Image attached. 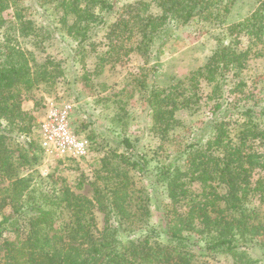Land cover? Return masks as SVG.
Returning <instances> with one entry per match:
<instances>
[{"label":"trees","instance_id":"trees-1","mask_svg":"<svg viewBox=\"0 0 264 264\" xmlns=\"http://www.w3.org/2000/svg\"><path fill=\"white\" fill-rule=\"evenodd\" d=\"M37 1L53 4L68 35L80 44L104 30L107 49L98 63L103 66L109 56L120 55L125 48L148 55L172 25L204 21L220 26L236 0H141L124 4L114 21L106 16L116 13L115 0ZM153 5L158 11L152 10ZM28 10L21 0H0V28L6 29L0 38V264H197L195 256L219 249L237 254L234 264L264 260V213L252 205L255 199L264 203V177L254 179L257 169L264 171V150L256 146L264 142V105L248 107L234 129L229 120L226 129L222 119L213 117L205 139L175 152L153 175L158 192L146 193L147 201L136 194L129 175L136 171L148 177L146 163L117 149L100 160L91 181L92 198L64 186L38 205L28 199L31 179L18 175L16 162L30 166L38 161L37 152L44 151L38 121L19 128L22 149L11 145V134L2 122L19 124L25 119L23 89L31 92L36 84L55 81L62 74L59 65L38 61L23 47L20 38L37 45L41 35ZM228 31L229 41L181 82L204 78L217 90L226 73L239 76L252 57L264 56V0ZM244 37L252 44L241 49ZM134 38L136 44L127 48L126 41ZM260 42L263 46L257 51L253 46ZM171 89L152 88L148 100L154 130L163 138L174 126L180 103L189 106L198 101L184 98L177 86ZM90 144L89 140V150ZM216 180L225 183V195L214 187ZM151 200L156 208L153 221ZM95 208L110 224L97 226ZM121 230H127V242ZM7 232L14 238L6 237Z\"/></svg>","mask_w":264,"mask_h":264},{"label":"rangeland","instance_id":"rangeland-1","mask_svg":"<svg viewBox=\"0 0 264 264\" xmlns=\"http://www.w3.org/2000/svg\"><path fill=\"white\" fill-rule=\"evenodd\" d=\"M21 1L29 6L28 13L41 33L37 45L33 44L35 41L20 38L23 47L32 52L38 61L48 60L53 61L54 66L59 65L62 74L55 81L36 84L31 92L23 89L22 109L25 119L19 124L3 120L2 127L10 132L11 145L22 149L24 137L19 136V128L37 122L44 115L49 101L71 102L74 105V127L91 142L87 156L80 160L60 159L38 151V161L30 166L22 165L19 160L16 162L18 175L31 179L27 190L28 199L37 202V205L61 192L64 186L92 198L94 189L91 181L96 177V168L102 157L112 149L140 158L146 163L148 177L136 171H130L129 174L133 177L136 194L143 195L146 200V193L157 195L158 192L153 175L171 160L175 152L197 143L199 139H205L211 131L210 122L214 118L222 119L226 129L229 120L230 129H234L237 120L245 117L248 107L256 109L264 105V56L252 57L239 76L226 73L217 90H214V82L204 78L181 82L205 64L218 46L229 41L228 27L249 16L259 7L260 0H236L220 26L204 21L172 25L165 36L156 40L148 55H140L125 48L122 54L109 56L103 66L98 63L107 49L104 30H99L95 36L80 44L68 35L60 23L61 12L53 4H41L37 0ZM137 1L141 0H115L116 13L108 14L106 19L114 21L124 4ZM156 9L153 5L152 10L156 12ZM7 16L14 20L12 11H8ZM4 31L6 29L0 28L2 39ZM136 42L134 38L125 44L128 48ZM251 44L244 37L240 48L246 49ZM262 46L260 42L253 48L258 51ZM175 86L180 93L185 94L184 98L191 97L198 101L189 106L180 103L182 107L176 111L174 126L168 138H163L154 130L148 100L152 88L172 90ZM217 103H221V107L214 114ZM256 146L264 150V142ZM259 177H264V171L257 169L254 179ZM213 185L221 194L227 193L224 182L216 180ZM151 204L152 200L149 202L152 209ZM252 205L260 206V211L264 213V203L255 199ZM155 209L153 206L151 221L155 218ZM94 211L100 229L106 223L110 224L111 220L107 222L103 212L97 208ZM6 212L9 213L10 208ZM63 212L67 219V211L64 209ZM6 237L14 238V235L7 232ZM121 237L124 242L128 241L130 237L127 230H121ZM251 253L254 257L258 256ZM238 260L237 254L220 249L194 258L197 264H234ZM255 264H264V260Z\"/></svg>","mask_w":264,"mask_h":264},{"label":"built area","instance_id":"built-area-1","mask_svg":"<svg viewBox=\"0 0 264 264\" xmlns=\"http://www.w3.org/2000/svg\"><path fill=\"white\" fill-rule=\"evenodd\" d=\"M74 105L71 102L49 101L38 119L37 133L46 153L60 159L80 160L87 156L89 140L73 126Z\"/></svg>","mask_w":264,"mask_h":264}]
</instances>
